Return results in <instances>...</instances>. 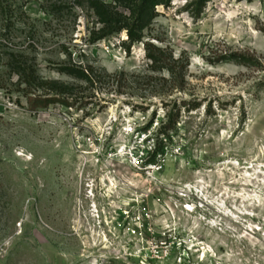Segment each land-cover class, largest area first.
Returning a JSON list of instances; mask_svg holds the SVG:
<instances>
[{
  "label": "rangeland",
  "instance_id": "rangeland-1",
  "mask_svg": "<svg viewBox=\"0 0 264 264\" xmlns=\"http://www.w3.org/2000/svg\"><path fill=\"white\" fill-rule=\"evenodd\" d=\"M106 1L0 0V264H264V0L160 7L174 76L103 35Z\"/></svg>",
  "mask_w": 264,
  "mask_h": 264
},
{
  "label": "trees",
  "instance_id": "trees-1",
  "mask_svg": "<svg viewBox=\"0 0 264 264\" xmlns=\"http://www.w3.org/2000/svg\"><path fill=\"white\" fill-rule=\"evenodd\" d=\"M174 0H111L110 2H100V5L95 6V13L98 16L99 22L103 25L101 32L104 36L111 35H121L126 32L128 35V40L123 42V45L130 52V46L135 43L144 42L145 31L153 24L154 20L158 16V9L160 7L169 8ZM211 0H187V5H193V2L197 6H205ZM146 47L147 58L150 62V67L154 72H161L167 70L173 76L175 74L174 68L171 62H165L163 58L164 52L157 50L159 54H154L151 52L148 42H144ZM19 75L22 82L27 85V87L32 88L36 84H40L42 88L45 85V81L42 79H37L33 74L28 72V68L23 65H18ZM61 72L69 76L75 83H83L88 86L91 90H94L97 86H108L111 88H121L123 86L122 75L119 74H108L103 72V74H98L93 67L84 68L83 66L71 65L61 69ZM32 74V75H31ZM60 85V84H58ZM61 88L69 89V85H62ZM58 86V91L60 89ZM182 89V88H177ZM60 91L59 96H66V98L78 97L77 94H72L70 92ZM31 97L33 94H29ZM35 97V96H34ZM76 99V98H75ZM42 96L35 97V103L40 104L45 103ZM181 109L176 115L169 114L168 121L163 125V129L166 132L177 128L179 122V117L181 114ZM165 132V133H166ZM169 137V136H168ZM170 138V137H169ZM154 160L147 161L146 164H152Z\"/></svg>",
  "mask_w": 264,
  "mask_h": 264
}]
</instances>
